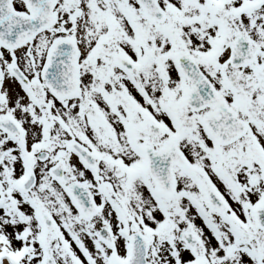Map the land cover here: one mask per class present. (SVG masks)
I'll list each match as a JSON object with an SVG mask.
<instances>
[{
  "label": "snow or ice",
  "instance_id": "1",
  "mask_svg": "<svg viewBox=\"0 0 264 264\" xmlns=\"http://www.w3.org/2000/svg\"><path fill=\"white\" fill-rule=\"evenodd\" d=\"M0 264H264V0H0Z\"/></svg>",
  "mask_w": 264,
  "mask_h": 264
}]
</instances>
